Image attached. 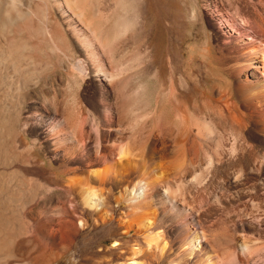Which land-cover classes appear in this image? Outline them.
I'll list each match as a JSON object with an SVG mask.
<instances>
[{
	"label": "bare ground",
	"instance_id": "bare-ground-1",
	"mask_svg": "<svg viewBox=\"0 0 264 264\" xmlns=\"http://www.w3.org/2000/svg\"><path fill=\"white\" fill-rule=\"evenodd\" d=\"M110 1L96 17L93 0L0 16V253L51 264L76 245L77 264H245L248 232L264 226V0H203L221 39L203 26L215 76L191 56L122 61L93 26L101 14L116 37L132 29L128 0ZM54 73L74 85L64 102L41 96Z\"/></svg>",
	"mask_w": 264,
	"mask_h": 264
},
{
	"label": "rangeland",
	"instance_id": "rangeland-1",
	"mask_svg": "<svg viewBox=\"0 0 264 264\" xmlns=\"http://www.w3.org/2000/svg\"><path fill=\"white\" fill-rule=\"evenodd\" d=\"M141 2V0H128V3H130L132 7V12L134 14L133 20L135 22L133 21L131 26L132 29H129L130 31L124 35L116 37L111 33L112 30L110 29V25H108L107 22H104V17H101L102 15H105V13L107 14L109 9L113 8V3L110 0H93V3H95V5L93 4V7L97 9L94 10L95 8H93L95 17L97 16L96 11L100 10L103 12L102 15H98L99 17H94L95 21H93V26L98 34L101 32L108 33L109 38L106 43L107 49H117L118 55L121 57L122 61L123 59L124 61H127V59L129 57L131 58L133 54L136 55V53L139 54L148 51L152 57L151 61H154L152 62L153 65L157 67L165 66L168 61L178 66H186V63H192L193 66H198L197 68L199 70L201 69V73L206 72L213 76L217 75V69L215 68V64L210 57L209 52L206 50L205 45L207 40L206 34L217 38V41H221L219 34L217 33V26L211 21V15L214 13V8L206 9L203 0H149L147 9L145 6L143 7V2ZM0 3V16L2 17H14L16 11H22L26 17L29 16V0H0ZM18 4L19 7L16 6ZM2 8L4 9V12L2 11ZM100 11L98 13H101ZM90 13L91 11L87 9L85 16H89ZM203 26L205 27L206 34L203 32ZM207 54H209V56ZM203 55L205 57H203ZM188 56L192 57L191 63L189 62L190 60L188 59ZM201 61L207 63L204 64V62L202 63ZM254 67L256 70L261 71V65L257 66V64H254ZM48 81L50 82L48 86L45 87L46 90L41 96L49 99L55 97L57 102H64L73 92L72 89L74 85L69 81V78L65 73L63 76L54 73ZM162 120L166 121L165 115H162ZM4 232L6 234H2ZM5 235H10V237ZM248 235L253 237L254 240H257L256 244L258 242L259 245L256 246L255 244L253 249L250 250L251 253L243 252V254H241L244 263L262 264L258 260V257L264 255V226H260L254 232H248ZM3 236L5 238L7 237V240L4 238V241L8 246H11V243L14 244V226L2 230L1 237L3 238ZM25 236V234L22 235V237ZM259 236L262 237L259 238ZM129 238L130 237H127L126 239ZM109 242L106 247L108 249L112 248L114 245L113 240H109ZM78 249L76 245L73 246L70 251L57 257L51 264H77ZM224 262V259H220L216 260L214 263L224 264ZM0 264H14V250L12 248L9 247L7 251L0 253Z\"/></svg>",
	"mask_w": 264,
	"mask_h": 264
}]
</instances>
